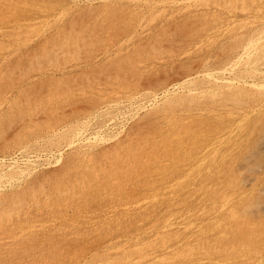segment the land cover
Returning a JSON list of instances; mask_svg holds the SVG:
<instances>
[{"label": "rangeland", "instance_id": "rangeland-1", "mask_svg": "<svg viewBox=\"0 0 264 264\" xmlns=\"http://www.w3.org/2000/svg\"><path fill=\"white\" fill-rule=\"evenodd\" d=\"M0 264H264V0H0Z\"/></svg>", "mask_w": 264, "mask_h": 264}]
</instances>
